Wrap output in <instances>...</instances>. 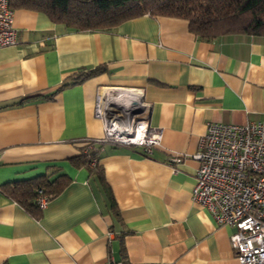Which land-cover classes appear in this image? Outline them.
I'll use <instances>...</instances> for the list:
<instances>
[{
    "label": "crops",
    "instance_id": "0c3cea01",
    "mask_svg": "<svg viewBox=\"0 0 264 264\" xmlns=\"http://www.w3.org/2000/svg\"><path fill=\"white\" fill-rule=\"evenodd\" d=\"M14 25L17 44L0 47V264H241L235 228L193 200V154L208 121L264 120V34L207 39L148 13L77 29L29 8H14ZM120 86L144 88L160 145L107 142L100 173L73 165L104 135L97 98ZM60 174L70 181L37 214L1 189Z\"/></svg>",
    "mask_w": 264,
    "mask_h": 264
},
{
    "label": "built area",
    "instance_id": "2783aa9c",
    "mask_svg": "<svg viewBox=\"0 0 264 264\" xmlns=\"http://www.w3.org/2000/svg\"><path fill=\"white\" fill-rule=\"evenodd\" d=\"M17 42L14 8L10 0H0V47ZM95 114L104 124L101 142L138 146L144 154L161 143V130L150 123L151 106L144 88H104L96 100ZM193 157L199 162L193 200L218 223L235 228L231 243L241 264H264V120L208 121ZM49 200L47 195L37 199L41 208ZM107 264L137 263L110 257ZM145 264L182 263L160 260Z\"/></svg>",
    "mask_w": 264,
    "mask_h": 264
},
{
    "label": "trees",
    "instance_id": "16d2710c",
    "mask_svg": "<svg viewBox=\"0 0 264 264\" xmlns=\"http://www.w3.org/2000/svg\"><path fill=\"white\" fill-rule=\"evenodd\" d=\"M10 4L13 8L42 11L53 21L77 29L112 28L148 13L186 18L190 29L207 39L235 32L264 34V0H10ZM99 71L77 74L72 82L91 77ZM104 143L89 140L83 153L70 158V161L75 166H86L91 172L100 173L97 160ZM69 181L66 174L54 179L49 175H39L7 182L1 189L37 214L42 209L38 197L47 195L51 200Z\"/></svg>",
    "mask_w": 264,
    "mask_h": 264
}]
</instances>
